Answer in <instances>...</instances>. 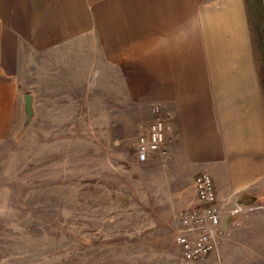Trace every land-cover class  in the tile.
Masks as SVG:
<instances>
[{"label": "rangeland", "instance_id": "rangeland-1", "mask_svg": "<svg viewBox=\"0 0 264 264\" xmlns=\"http://www.w3.org/2000/svg\"><path fill=\"white\" fill-rule=\"evenodd\" d=\"M249 7L264 96V0ZM85 50L89 59H68L75 65L28 74L26 90L0 84V264H179V215L198 201V175L169 176L159 153L138 159L156 106L164 118L147 97L163 93L141 75L132 88L115 58ZM247 197L227 203L240 209L234 225L264 211V191Z\"/></svg>", "mask_w": 264, "mask_h": 264}, {"label": "crops", "instance_id": "crops-1", "mask_svg": "<svg viewBox=\"0 0 264 264\" xmlns=\"http://www.w3.org/2000/svg\"><path fill=\"white\" fill-rule=\"evenodd\" d=\"M92 46L132 75V88L141 75L146 89L163 93L147 98L152 107L160 100L169 123L168 175L186 170L215 183L219 249L201 262L180 254L179 264H264V211L234 225L242 216L226 209L264 191V96L249 0H0L3 88L26 90L28 74L89 59Z\"/></svg>", "mask_w": 264, "mask_h": 264}, {"label": "built area", "instance_id": "built-area-1", "mask_svg": "<svg viewBox=\"0 0 264 264\" xmlns=\"http://www.w3.org/2000/svg\"><path fill=\"white\" fill-rule=\"evenodd\" d=\"M154 113L155 118L140 135L138 159L141 162L156 153L164 159L167 158L168 153L163 146L170 129L167 128L159 106H156ZM195 186L199 205L179 215L180 228L176 236V243L188 263L199 262L216 253L224 234L223 213L218 204L213 178L209 174L198 175ZM233 212L239 213L240 209H235Z\"/></svg>", "mask_w": 264, "mask_h": 264}, {"label": "water", "instance_id": "water-1", "mask_svg": "<svg viewBox=\"0 0 264 264\" xmlns=\"http://www.w3.org/2000/svg\"><path fill=\"white\" fill-rule=\"evenodd\" d=\"M33 100H34V96L32 94L25 95L24 112H25L26 118L24 122V128L29 126L34 116Z\"/></svg>", "mask_w": 264, "mask_h": 264}, {"label": "trees", "instance_id": "trees-1", "mask_svg": "<svg viewBox=\"0 0 264 264\" xmlns=\"http://www.w3.org/2000/svg\"><path fill=\"white\" fill-rule=\"evenodd\" d=\"M253 16L250 14V19H251V23H252V26H253V20H252ZM253 31V29H252Z\"/></svg>", "mask_w": 264, "mask_h": 264}]
</instances>
